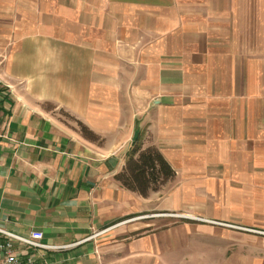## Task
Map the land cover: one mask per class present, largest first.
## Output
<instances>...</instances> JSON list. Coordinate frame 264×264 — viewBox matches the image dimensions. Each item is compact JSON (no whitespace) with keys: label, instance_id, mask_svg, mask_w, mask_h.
<instances>
[{"label":"crops","instance_id":"obj_1","mask_svg":"<svg viewBox=\"0 0 264 264\" xmlns=\"http://www.w3.org/2000/svg\"><path fill=\"white\" fill-rule=\"evenodd\" d=\"M237 14V0H0V227L55 246L17 252L168 264L156 225L264 219V44L237 36ZM136 144L174 172L146 195L117 179Z\"/></svg>","mask_w":264,"mask_h":264},{"label":"rangeland","instance_id":"obj_2","mask_svg":"<svg viewBox=\"0 0 264 264\" xmlns=\"http://www.w3.org/2000/svg\"><path fill=\"white\" fill-rule=\"evenodd\" d=\"M251 9V10H250ZM264 9V0H237L235 23L237 36L243 38V26L246 40L255 44H264V19L260 23L259 12ZM250 11L252 17L244 18V12ZM247 21H250V35ZM261 24V25H260ZM263 36L259 42V34ZM249 35V36H248ZM250 44V43H246ZM59 117L69 121L87 137L96 140L93 132L85 129L80 120L58 109ZM179 215V214H178ZM177 216L173 214L172 218ZM182 224L156 225V231L165 232L164 249L169 253L165 259L168 264H264V219L255 218L253 225L229 223L232 226L183 219ZM158 223H161L159 221ZM146 227L141 226L140 233Z\"/></svg>","mask_w":264,"mask_h":264},{"label":"trees","instance_id":"obj_3","mask_svg":"<svg viewBox=\"0 0 264 264\" xmlns=\"http://www.w3.org/2000/svg\"><path fill=\"white\" fill-rule=\"evenodd\" d=\"M173 173V169L156 147L141 149V145L136 144L123 170L117 174V179L125 188L146 195L150 190H157Z\"/></svg>","mask_w":264,"mask_h":264},{"label":"built area","instance_id":"obj_4","mask_svg":"<svg viewBox=\"0 0 264 264\" xmlns=\"http://www.w3.org/2000/svg\"><path fill=\"white\" fill-rule=\"evenodd\" d=\"M42 237L43 234L39 230H33L28 235H22L0 227V264H48L36 262L31 255L22 256L14 249L15 243L34 248H55L53 245L42 243Z\"/></svg>","mask_w":264,"mask_h":264}]
</instances>
